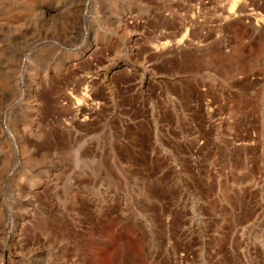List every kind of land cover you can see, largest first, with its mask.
<instances>
[{"label":"rangeland","instance_id":"obj_1","mask_svg":"<svg viewBox=\"0 0 264 264\" xmlns=\"http://www.w3.org/2000/svg\"><path fill=\"white\" fill-rule=\"evenodd\" d=\"M263 20L0 0V264H264Z\"/></svg>","mask_w":264,"mask_h":264},{"label":"bare ground","instance_id":"obj_2","mask_svg":"<svg viewBox=\"0 0 264 264\" xmlns=\"http://www.w3.org/2000/svg\"><path fill=\"white\" fill-rule=\"evenodd\" d=\"M233 13V12H232ZM230 16H232V14L230 15ZM261 21V20H260ZM259 22V21H258ZM262 22H264V20L262 21ZM261 23V22H260ZM256 24H257V22H256ZM262 24H264V23H262ZM258 25H259V23H258ZM263 26V25H262ZM259 27V26H258ZM261 27V26H260ZM182 42V41H181ZM180 42V43H181ZM167 46V45H166Z\"/></svg>","mask_w":264,"mask_h":264}]
</instances>
